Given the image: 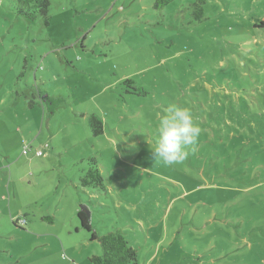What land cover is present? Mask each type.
Returning a JSON list of instances; mask_svg holds the SVG:
<instances>
[{
    "label": "rangeland",
    "instance_id": "rangeland-1",
    "mask_svg": "<svg viewBox=\"0 0 264 264\" xmlns=\"http://www.w3.org/2000/svg\"><path fill=\"white\" fill-rule=\"evenodd\" d=\"M16 1L0 0V264H92L86 206L137 264H264V0H207L203 22L195 0H50L48 25ZM170 103L202 132L166 167L151 149ZM91 157L105 192L80 184Z\"/></svg>",
    "mask_w": 264,
    "mask_h": 264
},
{
    "label": "trees",
    "instance_id": "trees-1",
    "mask_svg": "<svg viewBox=\"0 0 264 264\" xmlns=\"http://www.w3.org/2000/svg\"><path fill=\"white\" fill-rule=\"evenodd\" d=\"M173 0H159L158 3L165 5ZM207 0H195L189 3L188 10L193 19L198 22H203L206 18L205 7ZM50 0H17L16 9L18 14L34 19L41 15L45 24H49L50 18ZM264 26V23L263 25ZM134 82L131 79L125 80L126 85H131ZM140 88L134 87V92H139ZM142 92V91H141ZM29 106H32L31 104ZM90 129L93 136L97 137L104 133L103 122L96 116H90ZM28 150V145H26ZM48 147V145H45ZM26 152L24 153H28ZM37 150V155H43L44 151ZM96 158L91 157V166L86 170L80 178V184L83 188L92 189L94 193H102L106 191L104 176L97 166ZM78 218L82 228L90 232V240H97L102 249V254H93L89 257L92 264H137L138 250L134 246L133 239L129 236V232L124 228H117L113 231H108L104 234L99 233L93 226L91 218L81 209L77 211ZM20 219L13 220L14 225L18 224Z\"/></svg>",
    "mask_w": 264,
    "mask_h": 264
},
{
    "label": "clouds",
    "instance_id": "clouds-1",
    "mask_svg": "<svg viewBox=\"0 0 264 264\" xmlns=\"http://www.w3.org/2000/svg\"><path fill=\"white\" fill-rule=\"evenodd\" d=\"M201 132L190 108L168 104L157 113L155 134L158 139L151 149L154 160L166 167L182 164L190 155V146L198 141Z\"/></svg>",
    "mask_w": 264,
    "mask_h": 264
},
{
    "label": "water",
    "instance_id": "water-1",
    "mask_svg": "<svg viewBox=\"0 0 264 264\" xmlns=\"http://www.w3.org/2000/svg\"><path fill=\"white\" fill-rule=\"evenodd\" d=\"M82 211L85 212L89 217L91 216L90 210L86 207L82 208Z\"/></svg>",
    "mask_w": 264,
    "mask_h": 264
},
{
    "label": "crops",
    "instance_id": "crops-1",
    "mask_svg": "<svg viewBox=\"0 0 264 264\" xmlns=\"http://www.w3.org/2000/svg\"><path fill=\"white\" fill-rule=\"evenodd\" d=\"M42 93H43V92H42L41 90L38 91L39 96H42V95H43ZM89 257H90V256H89Z\"/></svg>",
    "mask_w": 264,
    "mask_h": 264
},
{
    "label": "built area",
    "instance_id": "built-area-1",
    "mask_svg": "<svg viewBox=\"0 0 264 264\" xmlns=\"http://www.w3.org/2000/svg\"><path fill=\"white\" fill-rule=\"evenodd\" d=\"M26 150H27V147H25V150H24V152H26ZM42 151H39V153H41Z\"/></svg>",
    "mask_w": 264,
    "mask_h": 264
}]
</instances>
